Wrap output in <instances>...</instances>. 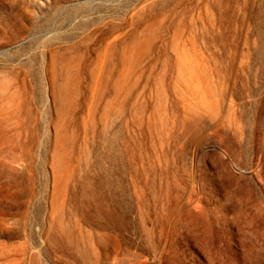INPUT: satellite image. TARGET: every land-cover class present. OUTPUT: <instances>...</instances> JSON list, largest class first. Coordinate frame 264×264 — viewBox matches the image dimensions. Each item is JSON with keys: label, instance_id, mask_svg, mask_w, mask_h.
Wrapping results in <instances>:
<instances>
[{"label": "rangeland", "instance_id": "rangeland-1", "mask_svg": "<svg viewBox=\"0 0 264 264\" xmlns=\"http://www.w3.org/2000/svg\"><path fill=\"white\" fill-rule=\"evenodd\" d=\"M0 264H264V0H0Z\"/></svg>", "mask_w": 264, "mask_h": 264}]
</instances>
